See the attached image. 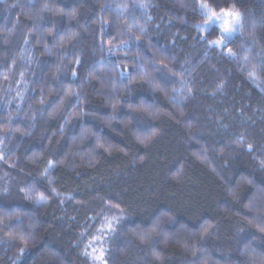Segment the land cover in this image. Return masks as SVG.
<instances>
[{
	"label": "trees",
	"instance_id": "obj_1",
	"mask_svg": "<svg viewBox=\"0 0 264 264\" xmlns=\"http://www.w3.org/2000/svg\"><path fill=\"white\" fill-rule=\"evenodd\" d=\"M107 221L105 264H264V0H0V264Z\"/></svg>",
	"mask_w": 264,
	"mask_h": 264
},
{
	"label": "rangeland",
	"instance_id": "obj_2",
	"mask_svg": "<svg viewBox=\"0 0 264 264\" xmlns=\"http://www.w3.org/2000/svg\"><path fill=\"white\" fill-rule=\"evenodd\" d=\"M205 5V4H203ZM202 6V5H201ZM201 8L202 13L204 14V16L207 18V23L206 25L208 26H215L220 34H221V39L223 40V44H216L217 47H221L225 44L226 40L229 39H233L235 36H237L240 32V28H241V17L239 16V18L237 19L235 16L233 15H229V16H223V13H233V12H221V13H216L218 15H221V20L220 21H214L212 23L208 22V15L211 12H214L213 10H211L208 6L207 8ZM225 28H230V33H225L224 29ZM219 40V41H220ZM13 191H15V187L14 189H12L11 193H13ZM109 225H111V227H109ZM113 227L110 221H107L104 225L103 228H101L99 230V235L94 238L92 241L89 242V248L87 250V254L90 258V260L94 263V264H105L104 263V252H105V248H104V237H107L108 234L111 233ZM97 257H99V259H97Z\"/></svg>",
	"mask_w": 264,
	"mask_h": 264
},
{
	"label": "snow or ice",
	"instance_id": "obj_3",
	"mask_svg": "<svg viewBox=\"0 0 264 264\" xmlns=\"http://www.w3.org/2000/svg\"><path fill=\"white\" fill-rule=\"evenodd\" d=\"M202 8H207V5H202L201 6ZM229 15H233L235 16L237 19L239 18V14L238 13H223V16H229ZM221 15H218L216 14L215 12H211L209 15H208V22L209 23H212L214 21H220L221 20ZM225 33H230V28H225L224 29ZM223 40H220V41H216V43L218 44H223ZM109 227H111V225H109ZM97 259H99V257H97Z\"/></svg>",
	"mask_w": 264,
	"mask_h": 264
}]
</instances>
